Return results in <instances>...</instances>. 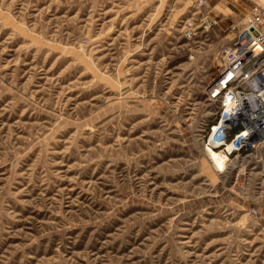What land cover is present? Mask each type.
Segmentation results:
<instances>
[{"label":"rangeland","instance_id":"obj_1","mask_svg":"<svg viewBox=\"0 0 264 264\" xmlns=\"http://www.w3.org/2000/svg\"><path fill=\"white\" fill-rule=\"evenodd\" d=\"M200 9L0 0V264H264V151L235 180L201 141L249 14Z\"/></svg>","mask_w":264,"mask_h":264},{"label":"built area","instance_id":"obj_2","mask_svg":"<svg viewBox=\"0 0 264 264\" xmlns=\"http://www.w3.org/2000/svg\"><path fill=\"white\" fill-rule=\"evenodd\" d=\"M208 3L196 0L201 8L199 25L189 22V34L210 27L207 15H202ZM205 93L215 111L213 120L202 127L201 141L205 152L215 151L223 158V166L215 167L206 154L207 159L217 175L237 180L255 162L252 159L264 141V5L255 3L234 37L220 48Z\"/></svg>","mask_w":264,"mask_h":264},{"label":"crops","instance_id":"obj_3","mask_svg":"<svg viewBox=\"0 0 264 264\" xmlns=\"http://www.w3.org/2000/svg\"><path fill=\"white\" fill-rule=\"evenodd\" d=\"M210 5H213L218 9L217 14H222L225 19L223 25H229L232 21L243 18L246 14H249V6L242 0H208ZM215 9V10H217ZM249 9V10H248ZM228 10V12H227ZM233 13L231 16L227 13ZM246 15V16H247ZM231 18H229V17Z\"/></svg>","mask_w":264,"mask_h":264},{"label":"bare ground","instance_id":"obj_4","mask_svg":"<svg viewBox=\"0 0 264 264\" xmlns=\"http://www.w3.org/2000/svg\"><path fill=\"white\" fill-rule=\"evenodd\" d=\"M207 100H209V99H207ZM263 151H264V141L260 144L259 155ZM214 152L215 151H209V152L207 151V154L209 155V157H211L213 159V162L215 163L214 166L222 167L223 166V158L220 157L217 153H214Z\"/></svg>","mask_w":264,"mask_h":264}]
</instances>
